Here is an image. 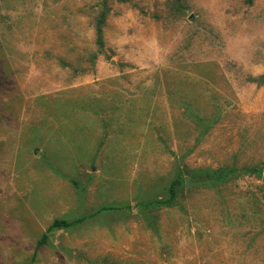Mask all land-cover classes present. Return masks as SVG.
<instances>
[{
	"label": "rangeland",
	"instance_id": "374dc122",
	"mask_svg": "<svg viewBox=\"0 0 264 264\" xmlns=\"http://www.w3.org/2000/svg\"><path fill=\"white\" fill-rule=\"evenodd\" d=\"M101 2L0 0V264H264V0Z\"/></svg>",
	"mask_w": 264,
	"mask_h": 264
},
{
	"label": "trees",
	"instance_id": "16d2710c",
	"mask_svg": "<svg viewBox=\"0 0 264 264\" xmlns=\"http://www.w3.org/2000/svg\"><path fill=\"white\" fill-rule=\"evenodd\" d=\"M101 7L94 19V32H95V42L98 46V49L104 47V38H103V26L105 25L106 16L108 12L107 0H102ZM183 10V9H182ZM251 81H256L254 78H250ZM239 173H249L254 175H260L261 169L258 166H244L240 169L235 166H221L216 169L212 168H182L175 171L172 179L165 185L164 194L161 197H150L144 201L142 204L143 209L155 210L159 206H173L176 203V198L179 195L180 190L185 184V176H189L191 180L197 182L200 185L204 186H218L219 184H224L228 179ZM129 208L128 204H112L105 205L97 209L96 212H92L90 216H94L101 211L114 212L117 211V214H124V209ZM148 207V208H145ZM126 209V210H127ZM150 218V216H149ZM84 216H79L76 218L68 219L67 217L54 218L50 225L41 233L40 237L37 239L35 248H39L43 245L49 243L50 234L58 229L68 230L72 227H75L77 224L83 222ZM35 253L31 257V261L35 259ZM21 264V263H19Z\"/></svg>",
	"mask_w": 264,
	"mask_h": 264
},
{
	"label": "water",
	"instance_id": "95a60500",
	"mask_svg": "<svg viewBox=\"0 0 264 264\" xmlns=\"http://www.w3.org/2000/svg\"><path fill=\"white\" fill-rule=\"evenodd\" d=\"M171 154H172V153H171ZM186 182H187V185H188V183H189V182H188V178L186 179ZM263 182H264V176H263Z\"/></svg>",
	"mask_w": 264,
	"mask_h": 264
}]
</instances>
